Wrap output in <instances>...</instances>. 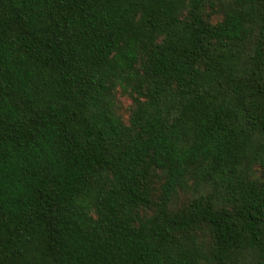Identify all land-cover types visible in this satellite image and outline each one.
Segmentation results:
<instances>
[{
    "label": "trees",
    "instance_id": "1",
    "mask_svg": "<svg viewBox=\"0 0 264 264\" xmlns=\"http://www.w3.org/2000/svg\"><path fill=\"white\" fill-rule=\"evenodd\" d=\"M0 264H264V0H0Z\"/></svg>",
    "mask_w": 264,
    "mask_h": 264
},
{
    "label": "rangeland",
    "instance_id": "2",
    "mask_svg": "<svg viewBox=\"0 0 264 264\" xmlns=\"http://www.w3.org/2000/svg\"><path fill=\"white\" fill-rule=\"evenodd\" d=\"M122 100H123L122 102L124 104L125 109L128 108L130 106V103H131L130 100L127 98H122Z\"/></svg>",
    "mask_w": 264,
    "mask_h": 264
}]
</instances>
